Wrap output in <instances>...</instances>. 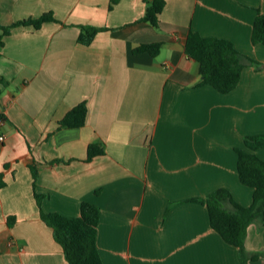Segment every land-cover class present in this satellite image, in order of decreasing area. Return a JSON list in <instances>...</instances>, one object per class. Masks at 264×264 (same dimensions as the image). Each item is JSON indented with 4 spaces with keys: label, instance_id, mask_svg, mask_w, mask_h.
<instances>
[{
    "label": "crops",
    "instance_id": "obj_1",
    "mask_svg": "<svg viewBox=\"0 0 264 264\" xmlns=\"http://www.w3.org/2000/svg\"><path fill=\"white\" fill-rule=\"evenodd\" d=\"M145 12L146 0H0L2 27L54 18L5 36L0 27V264H69L42 213L78 217L84 202L100 209L103 264H243L196 199L227 189L253 204L237 150L264 134V44L252 42L264 0H166L159 28L140 21ZM86 28L99 29L89 43ZM190 32L243 55L233 91L201 83ZM153 43L157 56L134 52ZM84 101V126H61ZM92 143L104 154L88 160ZM244 246L262 254L248 264H264L260 220Z\"/></svg>",
    "mask_w": 264,
    "mask_h": 264
},
{
    "label": "trees",
    "instance_id": "obj_2",
    "mask_svg": "<svg viewBox=\"0 0 264 264\" xmlns=\"http://www.w3.org/2000/svg\"><path fill=\"white\" fill-rule=\"evenodd\" d=\"M166 5V0H146V12L140 21L149 23L155 28L160 26V15ZM51 14H45L39 19H29L2 27L4 35L20 25H33L41 28L44 22L53 21ZM99 32L97 28H86L80 34V41L89 43ZM0 36V45L3 43ZM252 42L264 44V15H259L253 26ZM160 43L142 44L134 52H147L157 56L161 51ZM187 55L199 63L202 84H208L221 93H229L238 85L244 68V57L231 41L206 38L198 33L190 32L186 43ZM255 65L258 63L254 60ZM0 84L6 81L0 77ZM88 114L87 103L81 102L71 109L60 122L61 126L80 128L84 126ZM4 119V115L0 113ZM246 149L238 152V172L241 182L254 190L253 204L244 207L234 201L227 189H219L206 199H196L209 208L211 227L230 245L239 249L243 264L255 260L262 254L250 253L245 249L244 242L248 226L260 220L264 224V160L257 154L264 148V134L245 138ZM104 154L100 143H92L88 148V160ZM4 186L0 177V187ZM39 200V196L36 195ZM230 202L234 210L226 208ZM42 219L54 230L55 239L62 246L69 264H103L97 248V233L100 219V209L89 202H84L78 217H67L58 213H42Z\"/></svg>",
    "mask_w": 264,
    "mask_h": 264
},
{
    "label": "built area",
    "instance_id": "obj_3",
    "mask_svg": "<svg viewBox=\"0 0 264 264\" xmlns=\"http://www.w3.org/2000/svg\"><path fill=\"white\" fill-rule=\"evenodd\" d=\"M6 120H4L1 116H0V128L5 124ZM5 140V135L0 134V141H4Z\"/></svg>",
    "mask_w": 264,
    "mask_h": 264
}]
</instances>
